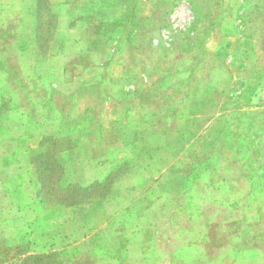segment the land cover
<instances>
[{"label": "rangeland", "instance_id": "obj_1", "mask_svg": "<svg viewBox=\"0 0 264 264\" xmlns=\"http://www.w3.org/2000/svg\"><path fill=\"white\" fill-rule=\"evenodd\" d=\"M1 127L42 217L56 208L76 236L151 237L147 251L216 204L264 214V183L248 195L243 162L264 165V0H0ZM50 138L76 147L54 162ZM100 168L102 188L58 204ZM75 244L24 250L48 256L39 264L97 261Z\"/></svg>", "mask_w": 264, "mask_h": 264}, {"label": "crops", "instance_id": "obj_2", "mask_svg": "<svg viewBox=\"0 0 264 264\" xmlns=\"http://www.w3.org/2000/svg\"><path fill=\"white\" fill-rule=\"evenodd\" d=\"M9 154V151L0 145L2 245L10 246L31 241L33 248L43 250V247H51L53 241L62 237L70 238V242L76 243L75 247L77 246L81 252L86 249L89 251L85 253L90 252L91 257L97 256L94 264H106L110 257L113 258V264H264V217L260 221L255 219L260 208L246 198L243 205L236 200L232 206L229 204L230 201L216 204V208L200 213L196 222L190 221V226L196 227L195 230L183 228L182 232L175 234L165 243L163 241L166 238L163 235L161 240L150 243L149 250L143 251L141 243L150 242L151 237L147 240L144 237L137 238L135 244L126 247V244L132 241L130 238L118 239L119 236L108 238L99 232L83 231L80 227L75 229H78V232L82 230V233L76 236L73 220L67 216L59 221L61 217L57 215L56 208H51L47 211L48 215L42 217L44 215L36 206L33 194L28 190L26 166L15 162ZM105 173L104 168L98 169V175L90 181L102 178ZM234 189L235 186H228L230 193ZM240 211L245 213L241 215ZM197 222L200 223L199 226ZM238 223L241 224V228H232ZM62 224L66 228L70 226V231ZM184 224L185 222L182 226ZM210 227L215 232L216 230L217 233L220 232L218 243H214L210 238L208 234ZM59 229L61 232H58Z\"/></svg>", "mask_w": 264, "mask_h": 264}, {"label": "trees", "instance_id": "obj_3", "mask_svg": "<svg viewBox=\"0 0 264 264\" xmlns=\"http://www.w3.org/2000/svg\"><path fill=\"white\" fill-rule=\"evenodd\" d=\"M6 102H7L8 105H7V107H5L3 109V111L7 113V112L10 111V108H9L10 102L9 101H6ZM2 132H3V127L0 128V133H2ZM48 140H50L51 142L47 146V148L44 149V151L41 152V154L42 155H49L54 162L56 161V156H59V154L61 152H64V151H66L68 149L71 150L72 148L76 147V145L71 144V141H70V145H66V149L57 150L56 149V145H55V141L52 140L51 138L48 139ZM2 146H5V144H3ZM250 155H246L245 154L244 155L245 159L243 161L246 170H247V168H249V170H247V173H248L247 179L249 180V184H250V190L248 192V195L251 192H255L254 191L255 188H258V187H255V185H257L259 183H264V165H263V163H260V165L257 166L256 164H257V162H259V159H257V157L252 159L250 157ZM233 160H235L234 163L239 164V160H236V159H233ZM59 169H61V166H59ZM110 172L111 171L107 170L102 178L94 179V180L86 183L85 186L78 185L77 183L71 184L70 185V190H72V192H71L72 196L69 199L70 201H68L65 204H62L61 201H59L58 204H60V205H62L64 207H70L72 209L80 206L82 201H80L79 197H77V196H80L81 194L79 195V193L77 191L82 190L83 193H86L87 191H97L98 189L102 188L105 185L106 182L109 181ZM218 177H219L218 172L216 170H212L211 171V178L214 179V178H218ZM259 178L261 180L257 181V180H259ZM43 195H49V193L47 192V193H45ZM99 200L101 201L102 198L99 199ZM255 216H256L255 219L260 221L264 217V214H260L258 216L255 215ZM232 228H234V229L241 228V224L238 223ZM219 235H220V232L217 233V230H216L215 238L213 239L214 243L215 242L218 243V236ZM27 243L28 242H24V243L22 242V243L15 244V245H10V246H5V245L1 244L0 245V264H12L13 261H14V263L18 261L21 264L31 261L32 264H39L40 261L43 258L48 257V256H44V254H41V255H36V254L35 255H31V254H29L28 249L24 250L25 249L24 247L27 248V246H25V245H27ZM12 251H15L16 253L12 254ZM50 264H62V263H60V262H51ZM70 264H83V263L78 262V260L73 261V259H70Z\"/></svg>", "mask_w": 264, "mask_h": 264}]
</instances>
